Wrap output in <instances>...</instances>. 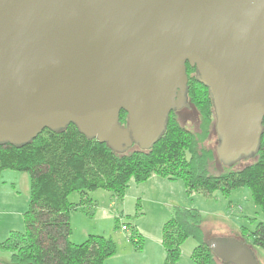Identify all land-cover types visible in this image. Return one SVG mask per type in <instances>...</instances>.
<instances>
[{
	"label": "water",
	"instance_id": "1",
	"mask_svg": "<svg viewBox=\"0 0 264 264\" xmlns=\"http://www.w3.org/2000/svg\"><path fill=\"white\" fill-rule=\"evenodd\" d=\"M186 66L212 100L216 157L250 161L263 131L264 0H0V144L72 124L117 154L149 151L190 106ZM205 243L225 264H258L241 240Z\"/></svg>",
	"mask_w": 264,
	"mask_h": 264
},
{
	"label": "trees",
	"instance_id": "2",
	"mask_svg": "<svg viewBox=\"0 0 264 264\" xmlns=\"http://www.w3.org/2000/svg\"><path fill=\"white\" fill-rule=\"evenodd\" d=\"M186 73L187 99L198 113V130L183 127L171 113L163 136L149 151L135 149L117 154L106 144L87 139L72 124L57 132L44 130L19 147L0 144V176L3 171L29 176V202L22 214L24 230L10 232L0 243L1 249L10 252V264H105L116 250L110 238L89 235L80 244L69 240V213L74 208L68 195L105 188L122 200L130 182L143 183L151 176L182 180L186 195L211 196L220 191L227 196L232 190L247 188L264 215V118L252 162L237 171L211 175L208 165L214 151L205 142L214 125L212 100L208 89L196 81L195 70L186 66ZM119 120L125 124L124 112H120ZM202 222L198 210L173 207L171 218L161 229L163 264L178 261L181 245L188 238L197 243L190 256L194 264H225L207 247ZM121 226L127 228V224ZM250 238L252 247L264 248L262 223Z\"/></svg>",
	"mask_w": 264,
	"mask_h": 264
},
{
	"label": "rangeland",
	"instance_id": "3",
	"mask_svg": "<svg viewBox=\"0 0 264 264\" xmlns=\"http://www.w3.org/2000/svg\"><path fill=\"white\" fill-rule=\"evenodd\" d=\"M176 114L183 127L198 130L199 117L192 106L180 109ZM205 145L212 151L215 150L217 137L214 129ZM135 149L137 148L133 147L130 150ZM251 162L239 160L231 166H225L214 154L208 169L211 175L218 176L227 171L240 170ZM143 183L130 182L122 200H118L105 188L70 193L67 200L74 209L69 213L71 227L69 240L74 244H80L89 235L110 238L116 250L105 264H155L156 254L150 249L153 244L150 240L155 238V234H162V226L171 218L173 207L179 205L199 211L203 220L202 233L205 242L216 237L242 240L250 246L257 263L264 264V248L250 245V234L258 223L264 225V215L252 202L249 189L238 188L227 196L220 191L211 196H203L199 193L186 195L180 179L174 180L171 187L151 185L149 181ZM26 186L28 183L19 188L16 201L15 198H7L0 194V212L4 213L0 221L3 224L7 223L11 228L19 229L18 231L24 230L22 212L27 209L29 202ZM6 203L8 204L5 205ZM122 224H127V231L120 229ZM137 229L147 238H141ZM6 238H2L0 243ZM196 245L194 239H186L181 245L180 257L175 264H194L190 256ZM219 262L223 263L221 260ZM0 264H10V252L1 248Z\"/></svg>",
	"mask_w": 264,
	"mask_h": 264
},
{
	"label": "crops",
	"instance_id": "4",
	"mask_svg": "<svg viewBox=\"0 0 264 264\" xmlns=\"http://www.w3.org/2000/svg\"><path fill=\"white\" fill-rule=\"evenodd\" d=\"M0 179H1V181H0V194L2 193L4 195V197L15 198V201H16L17 196H18L17 193L20 192L19 188L24 187V185H27V183H28V186H26V191H27V193L29 192V176L27 173L14 172V171H11V172L3 171L1 173ZM148 181L151 182V185H159V186L168 185L169 187H171L172 184L174 183V180L170 181V180H167V179H164L161 177H157V176H152L146 182H148ZM146 182H144V183H146ZM131 183H133V182H131ZM7 204L8 203H6L5 205H7ZM175 206H177V205H175ZM22 214H23V212H22ZM2 216H4V213L0 212V217H2ZM18 230L19 229L14 228V227L11 228L10 225H8L7 223L3 224V222L0 221V240H2V238H6L7 234L10 232H13V231L22 232V231H18ZM137 231H138V229H137ZM138 233H139L138 235L141 236V238H145V239L147 238L144 235L142 236L143 233H140L139 231H138ZM154 237H155L154 239L152 238V240H150V242L153 243L151 245L150 249L153 250V252L156 254L157 261L155 264H162L164 261L165 254H164L163 247L161 245V234L160 235L155 234ZM153 240H155V241H153ZM147 264H152V263H147Z\"/></svg>",
	"mask_w": 264,
	"mask_h": 264
},
{
	"label": "built area",
	"instance_id": "5",
	"mask_svg": "<svg viewBox=\"0 0 264 264\" xmlns=\"http://www.w3.org/2000/svg\"><path fill=\"white\" fill-rule=\"evenodd\" d=\"M120 229L124 232L127 231V228H125L124 226H121Z\"/></svg>",
	"mask_w": 264,
	"mask_h": 264
},
{
	"label": "flooded vegetation",
	"instance_id": "6",
	"mask_svg": "<svg viewBox=\"0 0 264 264\" xmlns=\"http://www.w3.org/2000/svg\"><path fill=\"white\" fill-rule=\"evenodd\" d=\"M174 115H175L176 119L178 120V117H177V114H176V112H174ZM178 122H179V121H178Z\"/></svg>",
	"mask_w": 264,
	"mask_h": 264
}]
</instances>
